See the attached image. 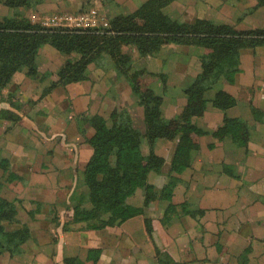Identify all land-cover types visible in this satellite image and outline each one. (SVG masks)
<instances>
[{
  "label": "crops",
  "instance_id": "0c3cea01",
  "mask_svg": "<svg viewBox=\"0 0 264 264\" xmlns=\"http://www.w3.org/2000/svg\"><path fill=\"white\" fill-rule=\"evenodd\" d=\"M51 1L33 0L41 9ZM145 1L116 0L114 12L122 13L125 5L132 11ZM79 2L63 0V5L74 7ZM257 4L258 0H175L159 11L168 19L193 23L202 18L245 30L264 28V5L254 8ZM2 7L6 6L0 1ZM10 15L7 11L0 20ZM196 51L169 44L158 55L140 59V66L149 72L167 75L166 87L152 74L145 75V82L148 93L163 98L169 119L179 116L189 102L199 104L216 92L198 93L189 101L183 91L203 71ZM133 52L139 59L138 52ZM39 56L43 60L39 71L51 73L47 80L32 79L20 71L11 85L0 90V112L19 117H0V161L7 159L6 169L0 165V196L20 201L19 218L31 228L21 250L1 254L0 264H66L69 257L86 264H159L157 248L178 263L264 264V46L242 49L240 65L218 85L217 90L236 98L235 106L222 110L209 101L203 115H186L205 133L193 136L190 166L176 171L180 182L172 199L156 200L148 207L152 237L145 225L146 214L108 222L102 228H86L84 223L96 214L85 199L84 184V170L93 155L87 139L94 130L83 116L99 114L108 120L118 104L131 110L136 103L131 86L114 68L93 63L85 80L58 84L43 95L51 83L60 82L65 58L50 44ZM135 106L142 114L141 106ZM227 117L239 121L241 146L224 134ZM177 144L178 139L157 143L156 154L165 160L160 173L149 174V182L158 188L169 179ZM147 147L144 139V154ZM10 173L15 179L2 180ZM128 202L142 206L143 190ZM169 203L179 207L165 225ZM91 249L102 251L97 262L87 260Z\"/></svg>",
  "mask_w": 264,
  "mask_h": 264
},
{
  "label": "trees",
  "instance_id": "16d2710c",
  "mask_svg": "<svg viewBox=\"0 0 264 264\" xmlns=\"http://www.w3.org/2000/svg\"><path fill=\"white\" fill-rule=\"evenodd\" d=\"M17 4L21 0H15ZM26 2V0H22ZM174 0H147L131 14L123 16L118 28L104 30H63L47 29L29 21H5L0 23V86L12 83L17 71H25L33 79L40 78L37 57L44 45L50 44L62 54L68 56L59 70L60 82L51 83L44 92L47 94L58 84L67 85L87 78L85 71L89 64L112 66L117 73L126 77L133 89L141 96L145 107L146 135L151 145L147 157L142 156L141 142L136 136L133 120L126 109H115L110 121L99 114L83 116V120L93 128L94 134L88 138L93 148V155L84 170V182L87 187L86 201L94 211V221L89 228H102L108 222L125 221L145 214V208L156 200H168L173 197L180 179L176 171L189 165L188 158L194 148V135L205 131L195 124L180 118L168 119L164 116L161 97L143 94L138 76L145 70L133 67L132 57L123 51V46L136 45L146 55H157L164 43H176L197 46L203 66V75L192 78L185 88L191 101L198 93L216 90L213 98H205L199 104L185 108L195 115L204 113L209 101L214 106L227 110L235 106L234 96L218 89L221 80L236 70L241 62V50L264 45V28L238 30L228 23H216L198 18L193 23L178 19H168L160 9ZM264 3L260 0L259 5ZM141 21V22H139ZM74 55V56H73ZM111 64H110V63ZM49 75V74H48ZM1 118L18 120L10 111H1ZM224 134L236 145H242L239 121L227 117L223 126ZM178 138V145L169 179L158 188L149 183V174L160 173L164 159L154 152V145L159 138ZM7 159H2L6 167ZM139 188L144 189V206H134L128 202ZM178 205L169 203L164 216L167 223L170 213ZM203 212V211H202ZM193 215H195L192 212ZM146 228L153 233L152 219L146 217ZM30 228L18 218L16 203L7 198H0V255L5 252L17 253L30 236ZM100 249L88 250L87 260L97 262L101 257ZM159 264H187L173 260L168 252L156 249ZM66 264H86L78 257L65 258Z\"/></svg>",
  "mask_w": 264,
  "mask_h": 264
},
{
  "label": "rangeland",
  "instance_id": "374dc122",
  "mask_svg": "<svg viewBox=\"0 0 264 264\" xmlns=\"http://www.w3.org/2000/svg\"><path fill=\"white\" fill-rule=\"evenodd\" d=\"M1 2H2V4H5V6L7 7H2V8H0V16H4V14L5 13H7V11H10V13H11V15L10 16H12V17H10V18H8L7 20H5V18L3 19V20H0V23H4L5 21H19V22H22V23H25V22H27V21H29V22H31V23H37V24H39L40 26H42V27H44V28H47V29H51V28H53V29H63V30H79V31H82L81 29H68V28H81V27H78V26H76V23L77 22H71L72 23V26L71 27H65V28H56L55 26H45V22L46 21H50L51 19H53V17H55L57 20H60V19H62V21H63V19L64 18H66V17H74V18H79V17H81V16H84V14H89L88 16L90 17V18H93V14H92V11L94 10V11H96V21H95V23H96V25L95 26H92V27H89V28H87V30L86 31H89V30H104V29H111L112 30V27H114L115 26V28L117 29L118 28V26H119V23H120V21H121V19H122V17L123 16H126V15H129V14H131V13H133L136 9H134V10H132V11H129V8H128V6H122L124 9H122L121 10V12L122 13H120V14H118L117 13V11H115L114 12V10H116V7H115V3H116V0H80V2H79V4L77 5V6H70V5H66V4H64L63 5V0H61V2L59 3L57 0H52L50 3H49V5L46 7V8H44V9H41L40 7H38L36 4H35V2H33V0H26V2H24V1H20V3L19 4H17L16 3V1L15 0H0ZM147 1V0H146ZM175 1V0H174ZM173 1V2H174ZM172 2V3H173ZM259 2H260V0H258V4H257V6L256 7H254V8H257V7H259V6H261V5H264V3L262 4L261 3V5H259ZM172 3H170V4H172ZM169 4V5H170ZM66 5V6H65ZM168 6V5H167ZM167 6H165V7H167ZM164 7V8H165ZM9 8H10V10H9ZM161 9H163V8H161ZM160 9V10H161ZM252 10H254L253 8L252 9H249L248 11L250 12V11H252ZM118 14V15H116V18H115V14ZM246 13H247V11H246ZM54 18V19H55ZM112 20V21H111ZM139 22H141V21H139ZM105 23H107V25L105 24ZM252 29V28H251ZM245 30H248V29H245ZM250 30V29H249ZM85 31V32H86ZM169 44H176V43H164L163 44V46L164 45H169ZM177 45V44H176ZM179 45V44H178ZM44 46H46V45H44ZM43 46V47H44ZM163 46H162V48H163ZM183 46H187V45H183ZM261 46H264V45H261ZM43 47H41L40 48V50H42L43 49ZM188 47H190L191 48V52L190 53H192L193 52V49L195 48V49H197V53H194V55H196L198 58H199V55L201 54V52H202V50H201V48H199V47H197V46H188ZM257 47H259V46H256V47H254L253 49H255V48H257ZM133 49L135 50V51H137L138 52V54H139V59H136V56H135V53L133 52ZM245 49V48H244ZM40 50H39V54H38V57H37V63H38V65H40L42 62H43V60H42V58H40ZM58 50V49H57ZM162 50V49H161ZM59 51V50H58ZM123 51L125 52V53H128L131 57H132V62H133V67H134V69H136V70H145V72H143V73H141L139 76H138V81H139V83H140V85H141V87H140V89H141V92L143 93V94H147L148 93V82H145V75H147V74H152V75H154V76H157L161 81H162V83H163V85H164V87H166L168 84H167V82H168V78H167V75L165 74V73H163V72H160V73H151V72H149L147 69H146V67H141L140 65L141 64H143V61L141 60L140 61V59H144V58H146V57H148V56H150V55H146V54H143L140 50H139V48L136 46V45H133V44H128V45H124L123 46ZM60 52V51H59ZM161 52V51H160ZM159 52V53H160ZM61 53V52H60ZM158 53V54H159ZM62 54V53H61ZM157 54V55H158ZM63 56H64V58H65V61L67 60V58H68V56H66L65 54H62ZM74 56V55H73ZM156 56V55H155ZM150 57H152V56H150ZM199 60H200V58H199ZM65 61H64V63H65ZM201 61V60H200ZM103 60H102V65H103ZM64 63H63V65H64ZM110 63V62H109ZM93 64V63H92ZM111 64V63H110ZM202 64V63H201ZM62 65V66H63ZM90 65V64H89ZM89 65L87 66V68H86V71H85V74H87V70H88V67H89ZM97 65V64H96ZM104 67V66H103ZM106 67H112V66H107L106 65ZM113 68V67H112ZM17 72H20V71H17ZM16 72V73H17ZM40 72V71H39ZM15 73V74H16ZM26 73V72H25ZM14 74V75H15ZM48 74H51V73H49V72H45V73H42V72H40V78L39 79H36V80H47V78L50 76V75H48ZM203 75V71H201L200 72V74L199 75H197V77L199 76H202ZM28 76V75H27ZM28 77H30V76H28ZM32 78V77H31ZM124 78H126V77H124ZM33 79V78H32ZM13 80V79H12ZM126 80H127V82H128V84L131 86V83H130V81L126 78ZM192 80V79H191ZM191 80H189V83H190V81ZM11 85V84H10ZM188 85V83L186 84V85H184L183 86V91L185 92V88H186V86ZM9 86V85H8ZM7 86V87H8ZM6 88V87H5ZM1 89H4V88H2L1 86H0V90ZM131 89H132V96H133V98H134V100L136 101V103L135 104H133L132 105V107H131V110L126 106V105H124V104H118L117 105V107H115L114 108V110L115 109H126L127 110V113H128V117H130L132 120H133V122H134V127H135V129H136V136L138 137V139H139V141L141 142V145H142V143H143V140L144 139H146V142H147V149H148V152H146L147 154H144L142 151V156L143 157H147L148 155H149V153H150V150H151V145H150V143H149V139H148V136L146 135V132H147V127H146V122H145V107H144V104H143V101H142V98H141V96L133 89V87L131 86ZM186 93V92H185ZM148 94H150V95H155V96H159V97H161L160 95H156V94H153V93H148ZM117 98V97H116ZM213 98V97H212ZM161 99H162V101H163V98L161 97ZM209 103V102H208ZM135 105H137V106H141V112H142V114H139V110L137 109V107L135 106ZM189 105V103L186 105V106H184V108H182V110H181V112H180V115L179 116H177V117H174V118H171V119H175V118H180L181 119V122L182 121H185V122H187V120L185 119V117H186V115H188V114H190L191 112H186V114L184 115V116H182L183 115V113H184V111H185V108L187 107ZM207 107H208V104H207ZM207 107H206V109H207ZM206 109H205V111H206ZM113 110V111H114ZM112 111V112H113ZM204 111V112H205ZM163 112H164V109H163ZM112 114V113H111ZM111 114H110V117H109V119H108V121H110V118H111ZM195 115V114H194ZM201 115H203V113L201 114ZM165 116V115H164ZM167 118V117H166ZM169 119V118H168ZM92 128V127H91ZM201 135V134H200ZM176 139H178L177 137L176 138H174V139H170V138H159L157 141H156V143H155V145H154V152L156 153V151H155V149H156V146H157V143L160 141V140H172V141H174V140H176ZM179 141V140H178ZM178 145V144H177ZM194 149V148H193ZM192 149V150H193ZM176 152V151H175ZM160 157H162V156H160ZM163 158V157H162ZM2 159H5V158H2ZM2 159H1V161H2ZM164 159V158H163ZM165 160V159H164ZM188 160V162H189V165L188 166H190V160H189V158L187 159ZM0 161V165H1V167H2V169L4 170V169H6L4 166H3V163ZM188 166H186V167H188ZM13 179H15V175H13V174H9V176L8 175H6L5 176V179H2V180H6V181H10V180H13ZM150 183V182H149ZM84 184H85V182H84ZM85 186H86V184H85ZM85 188H87V187H85ZM139 189H142L143 190V204H142V206H144V204H145V196H144V189L143 188H139ZM138 189V190H139ZM137 190V191H138ZM136 191V192H137ZM136 194V193H135ZM134 194V195H135ZM133 195V196H134ZM133 196H131V197H133ZM2 196H0V198H1ZM2 198H5V197H2ZM10 200V199H9ZM12 201H14L15 203H16V205H17V207H18V205L20 204L19 202L20 201H18V200H12ZM133 205V204H132ZM134 206H136V205H134ZM142 206H140V207H142ZM150 205H148L146 208H145V214H146V212L148 211V207H149ZM91 207H92V205H91ZM145 214H142L143 216L145 215ZM146 217H150L148 214H146L145 215ZM165 216V215H164ZM33 218H34V216H32ZM146 217H145V220H146ZM18 218H19V215H18ZM94 218L95 217H93L92 216V218H90V219H88V220H86V222H84L85 223V227L86 228H89V226L88 225H90L93 221H94ZM164 218V217H163ZM20 219V218H19ZM20 221H21V219H20ZM22 222V221H21ZM146 222V221H145ZM23 224H27V223H24V222H22ZM163 223L166 225L167 223H168V221H167V223H165V221H164V219H163ZM28 225V224H27ZM146 225V224H145ZM29 226V225H28ZM30 228V227H29ZM64 228L65 229H67L68 228V226H66V225H64ZM30 232H31V228H30ZM147 232H148V230H147ZM149 233V232H148ZM153 234V233H152ZM152 234H149L151 237H152ZM31 237V233H30V236H29V238ZM28 238V239H29ZM27 239V240H28Z\"/></svg>",
  "mask_w": 264,
  "mask_h": 264
},
{
  "label": "built area",
  "instance_id": "2783aa9c",
  "mask_svg": "<svg viewBox=\"0 0 264 264\" xmlns=\"http://www.w3.org/2000/svg\"><path fill=\"white\" fill-rule=\"evenodd\" d=\"M93 18H90L88 15L89 14H84V16H81L79 18H74V17H66L60 20H57L55 17L51 19L50 21L45 22V26H55L56 28H65V27H71L72 23L71 22H77L76 26L81 27V28H68V29H81L82 31H86L87 28L95 26L96 23V11H92ZM55 18V19H54ZM107 25V23H105ZM53 29V28H51Z\"/></svg>",
  "mask_w": 264,
  "mask_h": 264
}]
</instances>
